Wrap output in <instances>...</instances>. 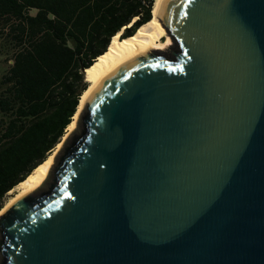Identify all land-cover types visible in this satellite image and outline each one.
Segmentation results:
<instances>
[{
	"label": "water",
	"instance_id": "water-1",
	"mask_svg": "<svg viewBox=\"0 0 264 264\" xmlns=\"http://www.w3.org/2000/svg\"><path fill=\"white\" fill-rule=\"evenodd\" d=\"M158 18L172 48L90 91L2 210L0 264H264V0H164Z\"/></svg>",
	"mask_w": 264,
	"mask_h": 264
},
{
	"label": "trees",
	"instance_id": "trees-1",
	"mask_svg": "<svg viewBox=\"0 0 264 264\" xmlns=\"http://www.w3.org/2000/svg\"><path fill=\"white\" fill-rule=\"evenodd\" d=\"M152 3L0 0V38L12 60L0 77V208L64 134L87 86L83 68L123 26L122 37L148 21Z\"/></svg>",
	"mask_w": 264,
	"mask_h": 264
},
{
	"label": "bare ground",
	"instance_id": "bare-ground-1",
	"mask_svg": "<svg viewBox=\"0 0 264 264\" xmlns=\"http://www.w3.org/2000/svg\"><path fill=\"white\" fill-rule=\"evenodd\" d=\"M164 0H153L151 7V17L148 21L142 23L133 34L129 36H121L123 27L118 30L110 39L107 49L97 56L93 63L84 69L83 75L87 82V86L81 93L76 110L71 117L69 124L65 128L64 134L47 154L46 158L38 164L22 181L11 188L7 194L9 195L5 200L2 210L14 199L36 187L44 178L47 169L58 150L59 146L71 131L76 117L82 108L83 102L90 93V91L117 65H119L126 58L134 55L137 52L149 49H161L168 51L172 48V43L169 36L165 33L162 27L158 14Z\"/></svg>",
	"mask_w": 264,
	"mask_h": 264
},
{
	"label": "rangeland",
	"instance_id": "rangeland-1",
	"mask_svg": "<svg viewBox=\"0 0 264 264\" xmlns=\"http://www.w3.org/2000/svg\"><path fill=\"white\" fill-rule=\"evenodd\" d=\"M135 19H136V17H133L131 19L130 23H128L126 25V27H128ZM123 28L125 29V26H123ZM3 44H4V39H1L0 38V77L6 71L8 65L12 62V60L10 59V57L7 55V54H9V51H6V49L4 48ZM64 132H65V130H64ZM8 196L9 195L6 193V195L4 196L3 201H2V206H3L5 200L7 199Z\"/></svg>",
	"mask_w": 264,
	"mask_h": 264
}]
</instances>
